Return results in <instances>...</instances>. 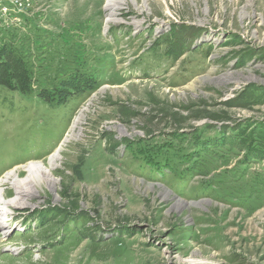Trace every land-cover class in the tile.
Masks as SVG:
<instances>
[{"label":"rangeland","instance_id":"obj_1","mask_svg":"<svg viewBox=\"0 0 264 264\" xmlns=\"http://www.w3.org/2000/svg\"><path fill=\"white\" fill-rule=\"evenodd\" d=\"M110 1L0 0V264H264V0Z\"/></svg>","mask_w":264,"mask_h":264},{"label":"bare ground","instance_id":"obj_2","mask_svg":"<svg viewBox=\"0 0 264 264\" xmlns=\"http://www.w3.org/2000/svg\"><path fill=\"white\" fill-rule=\"evenodd\" d=\"M127 3L128 0L110 1L107 6V11L109 13V20H107L108 24L119 22L118 16L122 14L121 10L123 6L127 5ZM86 112V109L80 111L79 115L73 123L68 138L77 136L76 132L80 128ZM59 155V151L55 152L45 164L40 161H33L28 163V165H26L25 167H19L15 170L17 174H22L24 172L26 174L25 177H27L28 179L24 178L21 183L12 184L17 197L9 202L1 200V203L5 205L6 210L10 208H22L28 205V202L25 199L37 194V188H39V186H46L51 190H55L58 183L52 178L51 170L57 167V162L60 159ZM10 180L11 179L9 178V180L7 181H1L0 186L10 184ZM8 194L9 193H6L5 196H8ZM181 262L184 264H207V262L197 260L194 257L190 258L189 260L181 259Z\"/></svg>","mask_w":264,"mask_h":264},{"label":"trees","instance_id":"obj_3","mask_svg":"<svg viewBox=\"0 0 264 264\" xmlns=\"http://www.w3.org/2000/svg\"><path fill=\"white\" fill-rule=\"evenodd\" d=\"M6 52H4V53H6ZM16 66H17V63L14 62L13 68L16 69ZM9 75H10V67L8 65L1 64L0 65V84H2L3 82H8V80L10 81V79H8Z\"/></svg>","mask_w":264,"mask_h":264},{"label":"built area","instance_id":"obj_4","mask_svg":"<svg viewBox=\"0 0 264 264\" xmlns=\"http://www.w3.org/2000/svg\"><path fill=\"white\" fill-rule=\"evenodd\" d=\"M8 10L7 8L0 9V26L2 25V22H5V15L7 14Z\"/></svg>","mask_w":264,"mask_h":264}]
</instances>
